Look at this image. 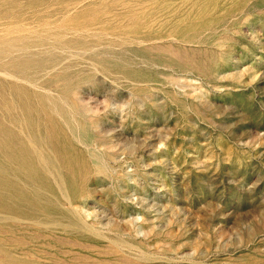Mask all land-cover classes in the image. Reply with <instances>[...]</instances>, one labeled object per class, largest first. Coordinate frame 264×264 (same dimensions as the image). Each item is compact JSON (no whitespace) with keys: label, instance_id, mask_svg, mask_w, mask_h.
I'll list each match as a JSON object with an SVG mask.
<instances>
[{"label":"rangeland","instance_id":"374dc122","mask_svg":"<svg viewBox=\"0 0 264 264\" xmlns=\"http://www.w3.org/2000/svg\"><path fill=\"white\" fill-rule=\"evenodd\" d=\"M2 136L0 264H264V0H0Z\"/></svg>","mask_w":264,"mask_h":264},{"label":"bare ground","instance_id":"6f19581e","mask_svg":"<svg viewBox=\"0 0 264 264\" xmlns=\"http://www.w3.org/2000/svg\"><path fill=\"white\" fill-rule=\"evenodd\" d=\"M7 136V135H6ZM53 136V135H52ZM9 137V136H8ZM57 139V138H56ZM54 140V139H53ZM57 140H59V139H57ZM14 140L12 139V136L11 137H9V138H5L4 136H2V140H1V142H0V146L1 147H6L7 148V150H3V151H1V153L3 154V156L4 157H7L8 158V160H12V159H16V163H18L19 162V164L20 163H22V164H25V165H27V161L25 160V158L27 159V152H26V150L24 149V147H20L19 145H17V144H15V142H13ZM55 141V140H54ZM57 142H59V141H57ZM56 143V142H55ZM5 144H7V145H5ZM53 144V143H52ZM58 146H60V144L58 145ZM62 147V146H61ZM9 148V149H8ZM55 149V148H54ZM66 151H67V148H66ZM57 152V151H56ZM65 152V151H64ZM68 152V151H67ZM60 153V152H59ZM62 153V152H61ZM31 155V154H30ZM42 155V154H41ZM67 155H69V154H67ZM40 156V155H39ZM43 156V155H42ZM58 156H59V154H58ZM57 155H56V157H58ZM61 156V155H60ZM29 157V156H28ZM67 157H69V156H67ZM24 159V160H23ZM28 159H30V158H28ZM20 161H22V162H20ZM68 161H70L69 159H68ZM15 162V161H14ZM30 162V161H29ZM28 162V163H29ZM31 165V164H30Z\"/></svg>","mask_w":264,"mask_h":264}]
</instances>
